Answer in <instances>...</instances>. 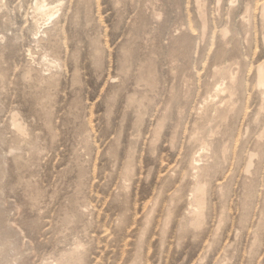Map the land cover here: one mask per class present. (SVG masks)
Listing matches in <instances>:
<instances>
[{"label":"rangeland","instance_id":"obj_1","mask_svg":"<svg viewBox=\"0 0 264 264\" xmlns=\"http://www.w3.org/2000/svg\"><path fill=\"white\" fill-rule=\"evenodd\" d=\"M202 1L0 0V264H264V0Z\"/></svg>","mask_w":264,"mask_h":264},{"label":"bare ground","instance_id":"obj_2","mask_svg":"<svg viewBox=\"0 0 264 264\" xmlns=\"http://www.w3.org/2000/svg\"><path fill=\"white\" fill-rule=\"evenodd\" d=\"M51 4H49L47 2V0H41V2L38 3L37 5V8H36V11H37V14L41 17H47V18H52L54 16V8H52L50 6ZM249 5V4H248ZM53 9V11H52ZM53 13H52V12ZM248 9L246 10V14L248 16ZM57 14V13H56ZM55 14V15H56ZM197 15H198V20L200 22V25H201V29H202V36L203 38H205V35L207 34V21H206V13H205V4H204V1L202 0H197ZM260 19L262 21V27L264 29V4L261 5L260 7ZM245 16V14H244ZM249 18H251V16H249ZM246 19V18H245ZM246 24V23H245ZM248 26V25H247ZM228 28V27H227ZM226 28V29H227ZM246 32V31H245ZM229 30H224L223 29V32H221V37H220V40L223 44V46L227 47V45L229 44V39H228V35H229ZM233 34V33H232ZM249 34V33H248ZM263 34V33H262ZM247 35V34H245ZM248 36V35H247ZM248 38V37H247ZM219 38H218V41L220 42ZM233 40V39H232ZM179 41H181L179 39ZM184 41V40H183ZM264 41V40H263ZM218 42V44H219ZM232 42V41H231ZM235 43V42H234ZM182 45L183 42H182ZM180 46V44H179ZM221 47V45H219ZM229 46V45H228ZM183 47V46H182ZM219 48V47H218ZM234 48V47H233ZM221 49V48H220ZM223 49V48H222ZM226 49V48H225ZM236 49V48H235ZM224 50V49H223ZM229 50V49H228ZM219 52V51H218ZM222 52V51H220ZM234 52V50H233ZM232 53L231 51H227L225 50L221 55H217V60L215 61L214 59V67L215 70H214V75L215 77L217 78V81L219 83V86L215 85L217 88H215V98L219 99L220 102L219 104H222L221 106H216L215 107V110L214 112H218L219 113V116L221 119L225 118V116L227 115L228 112H230L232 110V108L234 107V97L236 96V92L238 90V78H237V73H235V71H233L232 69V66H231V62L233 61L232 57H231V54ZM236 54V53H235ZM238 57V55H237ZM234 58V57H233ZM235 59H237L235 57ZM235 62V60L233 61ZM238 63V62H237ZM233 64V63H232ZM239 65V64H238ZM240 65H241V62H240ZM234 67V66H233ZM239 69V68H238ZM243 69V68H242ZM237 72V71H236ZM153 75V74H152ZM214 77V76H213ZM212 77V78H213ZM211 78V77H210ZM215 78V79H216ZM214 79V78H213ZM150 79H148L149 81ZM242 81V80H241ZM142 82V81H141ZM150 82V81H149ZM215 82V81H214ZM243 83V82H242ZM217 84V83H216ZM149 85V84H148ZM211 86V85H210ZM255 86H256V89H258L263 101H264V64H260L258 67H257V70H256V74H255ZM243 87V86H242ZM240 88V86H239ZM212 89V88H211ZM242 90V88H240ZM210 90V88L208 89ZM207 91V90H206ZM211 91V90H210ZM208 92V91H207ZM209 93V92H208ZM211 93V92H210ZM241 95V94H240ZM209 96V95H208ZM211 96V95H210ZM206 97V96H205ZM210 98V97H209ZM214 98V99H215ZM238 98V97H237ZM213 99V98H211ZM261 99V98H260ZM205 100V99H203ZM218 100V101H219ZM207 101V100H206ZM205 101V103H206ZM216 101V100H214ZM208 102V101H207ZM212 102V101H211ZM262 103V102H261ZM217 104V103H216ZM131 105V104H130ZM236 105V104H235ZM203 106V105H202ZM201 106V107H202ZM206 107V106H205ZM237 107V106H236ZM214 109V108H213ZM205 110V109H204ZM207 110V109H206ZM212 110V109H210ZM261 110H264V103L262 105V108ZM204 112V111H203ZM214 112L212 113L210 111V113L214 114ZM199 113V112H198ZM204 114V113H203ZM230 114V113H228ZM211 115V114H210ZM209 115V116H210ZM217 115V113H216ZM218 116V115H217ZM197 117V115H196ZM201 117V116H200ZM203 117V116H202ZM208 117V115H207ZM215 117V116H214ZM206 118V117H205ZM212 118V117H211ZM210 118V119H211ZM218 118V117H217ZM207 119V118H206ZM227 120V119H226ZM207 121V120H206ZM220 121V120H219ZM200 122V121H199ZM205 122V121H204ZM208 122V121H207ZM206 123V122H205ZM211 123V122H210ZM202 124V123H201ZM208 124V123H207ZM206 124V125H207ZM213 124V123H211ZM197 125V124H196ZM215 125H217L215 123ZM205 126V125H204ZM208 126V125H207ZM210 127V125L208 126ZM204 128H207V127H204ZM197 129V128H196ZM199 129V128H198ZM210 129V128H209ZM209 129H206V130H209ZM213 130V129H212ZM194 131L195 133V130H192ZM200 131V130H199ZM209 132V131H208ZM193 134V132L191 133ZM208 135V134H207ZM213 134H211L212 136ZM193 138V137H192ZM191 138V139H192ZM195 138V137H194ZM201 138V137H200ZM199 139V138H198ZM205 139V138H204ZM203 139V140H204ZM196 140V139H195ZM208 140V139H207ZM196 142V141H195ZM208 142V141H207ZM197 143V142H196ZM202 143V141H201ZM200 143V144H201ZM205 143H206V140H205ZM209 144V143H208ZM204 145V143H203ZM200 146V145H199ZM203 147V146H202ZM209 147V146H208ZM212 148V147H210ZM202 151V150H201ZM194 160V159H193ZM196 161V160H195ZM194 162V161H193ZM202 166V165H201ZM195 168V167H194ZM198 168V167H197ZM203 168V167H202ZM202 168H201V171H202ZM206 169V168H205ZM198 170V169H197ZM200 171V172H201ZM199 175V174H198ZM198 181V180H197ZM200 183V182H199ZM196 185V184H195ZM203 195H204V188L201 186V185H198L197 183V186L195 187V190H194V201H193V205L195 206V209L193 212H192V215L195 216V222H199L200 220V217L202 216V207H203ZM193 217V216H192Z\"/></svg>","mask_w":264,"mask_h":264}]
</instances>
